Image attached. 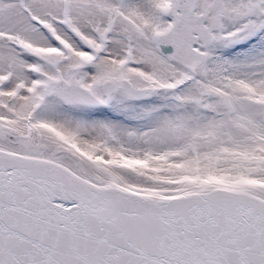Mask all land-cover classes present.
<instances>
[{
  "label": "snow or ice",
  "instance_id": "snow-or-ice-1",
  "mask_svg": "<svg viewBox=\"0 0 264 264\" xmlns=\"http://www.w3.org/2000/svg\"><path fill=\"white\" fill-rule=\"evenodd\" d=\"M0 264H264V0H0Z\"/></svg>",
  "mask_w": 264,
  "mask_h": 264
}]
</instances>
